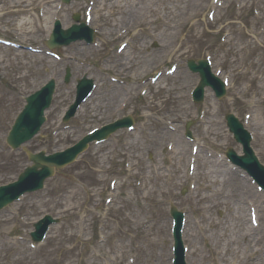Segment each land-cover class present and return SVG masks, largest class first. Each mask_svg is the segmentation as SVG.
I'll use <instances>...</instances> for the list:
<instances>
[{
    "label": "rangeland",
    "instance_id": "rangeland-1",
    "mask_svg": "<svg viewBox=\"0 0 264 264\" xmlns=\"http://www.w3.org/2000/svg\"><path fill=\"white\" fill-rule=\"evenodd\" d=\"M10 1L14 0H0V39L17 42L18 38L23 45L45 49L46 27H50L47 2L31 0L16 9ZM126 1L135 5L132 10L142 11V0H103L96 5L93 22L100 46L72 44L56 51L61 61L0 45V185L15 181L29 164L25 153L13 152L5 140L24 98L40 89L51 75L58 81L56 95L46 124L40 135L25 145L27 149L59 151L92 128L115 119L133 116L137 122L135 132H119L112 142L90 148L78 162L47 181L43 192L28 195L0 212V264H170V205L187 212L185 241L195 251L190 264H237L235 251L245 256L243 263H256L258 254L245 250L240 234L252 229L249 211L255 212V208L247 200L256 202L260 197L264 203V194L255 186V197L241 194L238 186L247 180L240 170L225 177L226 185L214 186L211 164H204L203 159L223 169L226 162L216 154H225L228 148L240 150L226 127V114L240 120L250 116L253 127L263 131L264 0H223L214 21L208 19L213 10L211 0H195L196 4L194 0H148L152 12L146 22H140L138 15L127 21L110 15L107 7ZM85 3L78 10L72 4L64 5L66 28L73 24L74 15L83 21ZM56 6L54 3L52 12ZM252 8L259 10L261 18L253 15ZM158 14L174 28L165 31ZM125 29V38L115 41L117 33ZM133 32L137 37L131 38ZM126 40L125 56L116 49ZM205 56L213 60L214 73L221 68L223 74L230 75L232 89L222 102L208 92L201 108L190 98L199 79L189 73L186 63ZM172 62L178 70L167 74ZM67 68L72 77L65 84ZM157 71L164 72L158 85L144 84ZM84 76L96 81L98 88L68 129H63L62 116L74 100L76 82ZM124 76L132 81L124 85L111 81L115 77L124 80ZM166 120L171 121L168 128ZM212 120L219 128L210 125ZM188 122L193 123L190 131L194 138L207 146L200 147L197 162L191 157L193 144L183 135ZM211 131L220 135L215 137ZM260 141L253 147L264 165V141ZM181 142L187 144V152L179 162L175 152ZM191 165L193 178L188 176ZM110 180H116L112 191L108 189ZM194 181L192 190L189 183ZM216 190L221 194H215ZM227 195L229 200H225ZM108 197L111 202L104 205ZM201 197L206 200L199 202ZM45 214L62 223L52 227L42 246L30 247L33 225ZM258 215L262 227L252 231V240L263 249L262 263L264 216L259 211ZM243 217L247 228H243Z\"/></svg>",
    "mask_w": 264,
    "mask_h": 264
},
{
    "label": "water",
    "instance_id": "water-1",
    "mask_svg": "<svg viewBox=\"0 0 264 264\" xmlns=\"http://www.w3.org/2000/svg\"><path fill=\"white\" fill-rule=\"evenodd\" d=\"M67 39L69 36L66 37ZM70 40V39H69ZM52 46L55 43H51ZM204 85V82L202 86ZM201 86V87H202ZM53 86L50 87V91L45 95L43 101H38V96H33L28 99V106L23 114L15 123L10 136L8 138V144L16 149L24 142L30 140L36 132L39 130L40 124L44 121L43 117L39 114L40 104L46 102L49 103L51 98ZM28 107L31 109L28 111ZM82 148H76L72 150L68 154H61L62 157L54 156L46 158L42 154L40 155H31L29 154L30 160L35 164L33 167H30L25 170L23 174L20 175L18 183L13 185V189H11V194L6 195V191L1 190L0 192V208L5 206L7 203L10 202L11 199L18 194L19 190L24 186V183L27 182L29 179H33L35 182L32 185L26 186L28 190H38L42 188L43 182L47 177H50L54 174L55 169L62 168L63 166L73 162L77 155L80 153ZM41 169L40 171L38 169ZM50 224V218H47L43 223L37 226V233L33 236L36 237L39 232L46 226Z\"/></svg>",
    "mask_w": 264,
    "mask_h": 264
},
{
    "label": "bare ground",
    "instance_id": "bare-ground-1",
    "mask_svg": "<svg viewBox=\"0 0 264 264\" xmlns=\"http://www.w3.org/2000/svg\"><path fill=\"white\" fill-rule=\"evenodd\" d=\"M45 1L47 2V5H48V7L46 9L47 20L51 21L53 19V16H54V12H52V6L56 2V0H45ZM117 1L120 2V0H117ZM142 1L144 2V6H143L142 11L139 12V13L136 12L135 9H134L135 11L132 10L135 7V5H132L128 1H126L124 5H121L120 3L112 4L111 6L107 7V9H108V11H109L111 16L116 17L117 15H119V20H121V21H127L128 19L135 18L136 15H138L139 19H140L139 21L140 22H143V21L145 22V21H147V14L149 12H151V8L152 7H150V5L148 3L149 2L148 0H142ZM152 2L153 1H151L150 3L152 4ZM29 3H30V0L29 1L28 0H26V1L25 0H19L18 2H13L12 4H14L16 8H19L21 4H29ZM81 3H82V1L75 2L72 5H73L74 8L79 9V7L81 6ZM193 4H196L195 0H194ZM137 11H139V10H137ZM17 13H19V11L15 12V14H17ZM170 14H171V12L168 13L167 16H169ZM115 21H116V19H115ZM150 23H152V22L150 21ZM160 26L162 28L166 29L165 31H167L168 29L172 30L174 28L173 25H171L170 23L164 21L163 18L161 20V25ZM209 123H210V125L212 127L215 126V127L219 128L217 122L212 120ZM211 133L215 137L220 135V133H218L216 131H211ZM257 137H258V139L261 138L262 140H264V128H263V131H262L261 134H257ZM186 145L187 144L185 142H183V143L181 142V147L178 148L177 151L175 152L177 154V157H179V162L184 160V155L187 152ZM203 160H204V164H211V166H210V169H211L210 170V174L214 175V177H213L214 181L212 182V184L214 186H220V187L223 186V185H226L224 180H225V177L227 175H229V173L227 172V169L226 168L221 169V167H218L215 163H211L209 160H205V159H203ZM215 162H216V160H215ZM225 167H226V165H225ZM208 179H209L208 176H206V178H204V180L206 182H208ZM210 186L211 185L206 186V189L210 188ZM238 189L241 192V194H249L250 196H254L255 195V193H253L252 187L250 186L249 183L246 184L245 182L242 181L240 183V186H238ZM214 193L215 194H221V192L217 191V190ZM205 200H206V197H201L199 199V202H203ZM225 200H229V196L228 195L226 196ZM255 204L258 207V211L261 213L262 216H264V203L261 202L260 197H258V199L255 202ZM239 209L242 210L241 207H239ZM242 220H243L242 221L243 228H245V227L247 228V225H246L244 217L242 218ZM260 227H262V226H260ZM251 228H252V226H251ZM252 231H254V230H252V229L250 230L249 228L245 229V233L244 234H240V238H241V241L244 242L246 251H250L251 253L255 252V253L258 254L257 261H256V263H252L251 261H249V262L246 261V263H243L242 259H244L245 256L242 258L239 255V253L237 251H235L234 254L237 255V257H238V260H237L238 263L237 264H262L264 262V259H263V261L261 263V255H260L262 253L263 249L261 247H259L260 245L255 243L254 240H252ZM221 238L222 237L220 236V239ZM228 243L230 245L232 244V242H228ZM227 251H230V249H228ZM194 253H195V251H193L191 254L193 255ZM247 259H248V257H247Z\"/></svg>",
    "mask_w": 264,
    "mask_h": 264
}]
</instances>
